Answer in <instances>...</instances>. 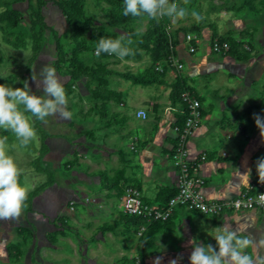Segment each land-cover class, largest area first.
<instances>
[{
	"label": "rangeland",
	"instance_id": "rangeland-1",
	"mask_svg": "<svg viewBox=\"0 0 264 264\" xmlns=\"http://www.w3.org/2000/svg\"><path fill=\"white\" fill-rule=\"evenodd\" d=\"M66 1L46 0L41 7L46 23L42 51L27 71L25 62L30 55L28 21L30 5L34 6V0H0V84L16 88L19 81L23 84L27 82L32 93L43 95L42 84H39L40 70L43 66L54 67L68 98L67 110L72 112V117L67 120L59 116H49L47 123L40 121V128L47 132L44 139L47 152L36 160L37 162L35 159L40 142V134L37 131L36 139L28 146L22 147L9 130L7 152L21 170L19 182L23 186L32 189L46 180V173L37 170L36 165H40L51 172L53 182L56 183L52 189L54 192L57 190L60 193L61 188L65 187L75 189L76 196L73 198L77 208L74 207L69 216H62L59 223H56L58 218L54 219L53 223H56L59 233L47 231L45 239L48 242L47 248L51 250H46L44 257L66 261L64 264H71L79 257L89 260L88 264H97V261L124 264V260L137 259L135 247L131 252H126L124 248H127L125 245L128 246L129 243L137 242L140 236L135 233L131 237L138 240L128 239L130 234L127 232L130 228L124 225L118 216L112 221L97 209L80 211L79 208L83 206L86 195L95 198L91 203L88 202L89 204L95 203L98 200L96 197L99 196L108 200L109 197L105 194L107 189L101 185L100 175L106 174L115 180L129 182L130 174L135 171L131 156L134 151L125 147V135L132 131L130 110L122 102L124 97L127 101L131 98L130 103L135 107L138 102L132 94L139 92L140 88L153 90L154 85L133 84L119 73L130 71L146 75L151 72L152 43L144 44L140 40L141 33L148 26V17L146 14L140 17L131 16L126 22L116 23L111 16L114 3L108 0H82L74 7ZM117 1L124 3V0ZM174 2L185 7L189 15L176 22L170 17L159 20L165 32L175 42L176 56L183 64L177 69L159 61L157 70L163 69L164 73H169V78L181 77L186 70L187 59L195 57L204 49L215 54L210 49L213 38L246 41L245 49L237 44L231 48L229 54L235 56H247L251 52L264 54V36H259L264 25V0H188L187 4H184L183 0ZM6 9L16 11V23L13 26H7L2 17ZM192 10L203 16L200 23L191 17ZM73 17L82 24L78 33ZM191 25L197 26V30L191 29ZM186 32H192L199 38L194 52H187L183 41ZM120 36L132 39L130 47L134 55L123 59L109 54L99 57L95 55L94 49L101 38L115 39ZM20 37L25 40L23 46H13L5 41V38L15 40ZM56 49H60L61 59H57ZM71 59L76 61L79 70V75L75 78L65 74L71 70ZM33 75L36 80H33ZM28 116L33 123L34 117H31V114ZM4 132V129H0V137ZM52 137L59 141L50 140ZM50 146L63 147V150L54 149L53 153ZM131 165L134 167L133 171H129ZM52 183L43 187L38 194L49 185L53 186ZM67 198L65 192H62L61 208H68ZM92 217L96 220L93 221ZM64 218H67L66 221ZM106 222H110L112 227L100 230L103 227H99L104 226ZM18 228L20 226L15 227L12 242L17 258H12L7 264H15L23 256V252L19 255L18 250H23L24 245L32 241L34 232L29 224L25 227V237L19 238Z\"/></svg>",
	"mask_w": 264,
	"mask_h": 264
},
{
	"label": "crops",
	"instance_id": "crops-1",
	"mask_svg": "<svg viewBox=\"0 0 264 264\" xmlns=\"http://www.w3.org/2000/svg\"><path fill=\"white\" fill-rule=\"evenodd\" d=\"M262 31L259 36H264ZM262 43L264 45V41ZM186 63V70L179 78L186 90L199 101L200 110L198 122L187 136L186 156L188 160L199 163L197 173L203 180L200 191L205 197L231 198L247 186L239 174L251 169L250 184L257 173L256 161L264 157V138L253 116L258 114L264 117V54L251 52L247 56L220 55L204 49L195 57L187 59ZM168 75H163L165 83H151L154 85L153 90L140 88L139 92L132 94L138 102L135 107L130 103L131 98L127 101L124 97L122 102L130 110L132 124V131L125 135L126 149L134 151L131 156L135 171L131 165L129 171L133 173L130 174L129 182L136 184L143 199L151 204L163 203L175 190L177 181L171 153L176 141L174 126L182 124L185 106L180 100L170 101L169 84L177 77L169 78ZM138 110H143L146 117L137 116L135 112ZM57 148L50 146L53 153L54 149L63 150V147ZM52 184L33 197L18 221L0 220V264H7L12 259L7 253V246L13 248L12 257L17 258L16 248L12 245L14 230L16 226L27 227L28 224L34 232L32 241L27 242L23 250H18V254L23 252V256L15 264L67 263L43 256L46 250H51L47 248L48 242L45 239L47 231L59 233L56 223L61 221L62 216H69L74 207L77 208L76 201L71 210L61 208V193L65 192L67 199L75 200V189L65 187L61 188L60 193L57 190L54 192L52 189L56 183ZM105 194L108 200L96 197L98 200L95 203H84L79 210L97 209L110 220L117 219L120 211L116 206V198L107 190ZM98 203L101 206H97ZM56 218L58 220L53 223ZM92 220L96 218L92 217ZM225 221L233 222V226L235 223L245 224L246 234H251L257 240L264 236V210L230 211L208 216L177 207L167 221L157 224L144 244L141 238L138 240L131 237L135 234L132 229L127 232L131 237L128 239H137L139 242H132L133 246L131 243L125 245L126 252L134 251L135 247L137 259L124 260V264H153L157 257L160 258L159 264H169L170 260L178 256L183 259L178 260L177 264H190L192 247L189 240L195 238L198 243L215 246L213 235L216 228ZM20 230L18 235L22 238ZM23 235L25 237L26 233ZM259 251L264 254V247H260ZM88 263L89 260L82 257L71 262ZM101 263L118 264L115 261H97V264Z\"/></svg>",
	"mask_w": 264,
	"mask_h": 264
},
{
	"label": "clouds",
	"instance_id": "clouds-1",
	"mask_svg": "<svg viewBox=\"0 0 264 264\" xmlns=\"http://www.w3.org/2000/svg\"><path fill=\"white\" fill-rule=\"evenodd\" d=\"M184 4L188 0H183ZM123 15L131 14L140 17L144 14L148 18L159 22L161 18L170 17L173 22L183 20L189 12L185 7L170 0H124ZM193 20L200 23L203 16L195 10L190 13ZM132 39L120 36L118 38H101L96 46L95 55L101 53L115 55L123 59L134 55L130 45ZM40 83L43 95L32 93L27 82L23 87L13 88L7 84H0V129L11 131L20 146L26 147L37 137V132L26 113L36 120L47 123L49 116H59L70 119L72 112L67 110L68 98L60 77L54 67L43 66L40 70ZM33 80H36L33 75ZM38 84V85H39ZM255 124L264 138V117L253 114ZM8 137H0V220L18 221L25 207L30 189L19 182L21 170L7 152ZM258 179L264 183V157L256 161ZM249 186L251 169L239 174ZM247 233V226L243 223L225 221L216 228L215 246L198 243L195 238L189 240L192 251L189 256L190 264H264V254L259 251L264 247V236L258 240ZM182 256L170 260L169 264H177ZM157 257L153 264H159Z\"/></svg>",
	"mask_w": 264,
	"mask_h": 264
},
{
	"label": "built area",
	"instance_id": "built-area-1",
	"mask_svg": "<svg viewBox=\"0 0 264 264\" xmlns=\"http://www.w3.org/2000/svg\"><path fill=\"white\" fill-rule=\"evenodd\" d=\"M183 41L187 52H194L199 38L192 32H186L183 36ZM229 46L228 41H219L217 38H213L210 42L211 51L220 55L228 54ZM243 47L247 48L246 43H243ZM165 62L167 65L177 69L183 66L178 61L176 51H171L167 55ZM180 96L185 103V116L180 126H174L176 141L171 153L172 164L177 171L174 192L160 204H151L145 201L139 188L132 183L125 184L120 195L111 193L117 199L116 206L120 212L140 218V223L137 225V236H140L149 223L167 220L177 207L208 216H215L230 211L264 210V183L259 181L257 173L249 186H246L231 198L210 199L205 197L200 191V185L203 180L197 173L199 163L195 160H188L186 156L187 136L197 124L200 116L199 101L187 90L182 91ZM135 113L142 118L146 117V113L143 110H138ZM131 147H133L132 144ZM94 200L95 198L86 195L83 202L88 204V202L90 203ZM74 204L75 201L70 199L68 208L70 210L73 209ZM97 206H101V204L98 203Z\"/></svg>",
	"mask_w": 264,
	"mask_h": 264
},
{
	"label": "trees",
	"instance_id": "trees-1",
	"mask_svg": "<svg viewBox=\"0 0 264 264\" xmlns=\"http://www.w3.org/2000/svg\"><path fill=\"white\" fill-rule=\"evenodd\" d=\"M81 1L82 0H67L66 3H68L70 6L74 7V6H78L81 3ZM108 1L111 3H114V8H113V10H111V16H112V19L114 20L113 22L123 23V22H126L130 19V17L132 16L131 14H129L128 16L123 15V8L125 6L124 3L118 2L117 0H108ZM45 3H46V0H34V6L30 5L28 32H27V38L30 39V55L28 56V58L25 62V68L27 71L29 70L30 65L37 58L38 53L40 51H42L41 47H42V41L44 38V31L46 29V23L44 21L43 14L41 12V7ZM15 13H16V11L13 9H11V10L6 9L5 12L2 14L3 19L6 20L5 24H7V26L8 25L13 26V24L16 23ZM73 19H74V17H73ZM73 22L76 24L75 25L76 26V33L80 32L81 28H82V24L77 19H74ZM190 28L197 30V26H195V25H191ZM212 36H214V32H212ZM217 39L219 41H223V40L228 41V43L230 45L229 50H228V54H229L231 48L235 44L240 45V47H243V43L246 42L242 39H238V40H234V41L233 40L231 41L228 38H224V39L217 38ZM140 40L144 44L152 43V46H151L152 53L150 56L151 57L150 67H152L151 72L146 74V75H140V74L133 73L130 71H123V72H120L119 75L121 77H123L124 79L129 80L133 84L147 85V84H151V83H156V84L165 83V80L163 79L164 71H163V69L157 70V66H159L157 64L160 63L159 61H163V63L166 64L165 59L167 58V55L171 51L172 52L175 51V45H176L175 42L172 41L170 36L165 32V30L161 26L160 22H157L156 20H153L150 18H148L147 28L140 35ZM5 41L7 43L13 45V46H23L25 44V40L21 37L18 39H15V40H9L8 38H5ZM79 47H81V44L79 45ZM242 49H245V48L243 47ZM56 53H57V59H61L62 54H61L60 49H56ZM101 55L105 56V55H107V53H101ZM236 56H240V55H236ZM70 65H71L70 72H67L65 74H68L71 78H75L79 75L77 63L75 60L71 59ZM153 68H155V69H153ZM23 86H24V84L21 81H19L17 84V87H23ZM169 86H170V90H169L168 97H169L170 101L171 102H175L177 100L182 101L180 94L182 91L186 90V87L184 86V83L181 82L180 78L177 77L176 79H174L172 82H170ZM182 104L185 106V103L183 101H182ZM28 114H30V113H26V115H28ZM184 116H185V112H184L183 118H184ZM39 123H40L39 120H36L35 118L33 119V126H34L35 130L40 134L39 149H38V154H37V158L35 159V161L36 160L38 161V159L42 158L43 155L47 152V145H46V142L44 140L47 136V132L45 130H43L42 128H40ZM4 131L5 132L1 136L2 137H5V136L8 137V131H6V130H4ZM36 167H37V170L45 172L47 177H46V180L44 182H42V183L38 184L37 186H35L34 188L30 189V191L28 193V198L25 202V206H27V207L30 205L32 197H34L43 187H45L48 184H51L53 182L52 174L49 170H46L44 167H42L40 165H36ZM99 179H100L101 185L104 188H106L107 190L113 191V193L115 195H120L124 185L127 183H130L127 181L123 182V181L115 180L106 174H104L103 176L100 175ZM134 185H136V184H134ZM170 195H168L167 198ZM119 217L122 220V222H124V225H126L128 228L132 229L133 233H136L137 225L140 223L139 217L126 215L122 212H120ZM167 220H165V221H167ZM165 221H155V222L149 223L146 226V228L142 231V233L140 234V238L142 239V244H144L145 241L149 238V236L151 235V233L153 232V230L157 226V224L165 222ZM101 227H103V228H101ZM111 227H112V224H110V222H106V224H104V226L101 225L99 228L105 230V229H108ZM19 230L22 232V236H24L23 233H27V230L25 227H20ZM6 249H7L8 255L11 258H14V257H12V255H13L12 249L13 248L11 246H7Z\"/></svg>",
	"mask_w": 264,
	"mask_h": 264
}]
</instances>
